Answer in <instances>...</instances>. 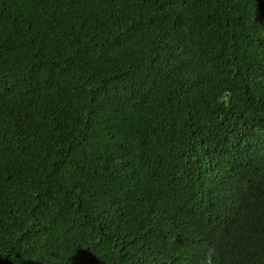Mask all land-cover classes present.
<instances>
[{
    "label": "trees",
    "instance_id": "1",
    "mask_svg": "<svg viewBox=\"0 0 264 264\" xmlns=\"http://www.w3.org/2000/svg\"><path fill=\"white\" fill-rule=\"evenodd\" d=\"M175 263L264 264V0H0V264Z\"/></svg>",
    "mask_w": 264,
    "mask_h": 264
},
{
    "label": "clouds",
    "instance_id": "2",
    "mask_svg": "<svg viewBox=\"0 0 264 264\" xmlns=\"http://www.w3.org/2000/svg\"><path fill=\"white\" fill-rule=\"evenodd\" d=\"M159 251V247L156 246L155 249H154V252H158ZM176 264V263H175Z\"/></svg>",
    "mask_w": 264,
    "mask_h": 264
}]
</instances>
